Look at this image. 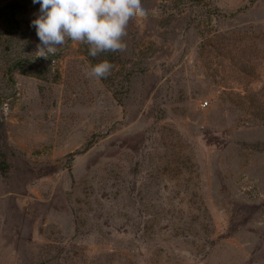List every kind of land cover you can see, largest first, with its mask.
<instances>
[{"label": "rangeland", "instance_id": "374dc122", "mask_svg": "<svg viewBox=\"0 0 264 264\" xmlns=\"http://www.w3.org/2000/svg\"><path fill=\"white\" fill-rule=\"evenodd\" d=\"M142 4L96 57L0 20V264H264V0Z\"/></svg>", "mask_w": 264, "mask_h": 264}, {"label": "clouds", "instance_id": "9594fccd", "mask_svg": "<svg viewBox=\"0 0 264 264\" xmlns=\"http://www.w3.org/2000/svg\"><path fill=\"white\" fill-rule=\"evenodd\" d=\"M40 4L41 15L32 21L40 44L38 57L55 55L66 40L89 46V55L124 51V37L130 22L140 24L149 12L142 0H33ZM116 66L108 60L86 66L84 75L100 80ZM3 117L9 116L7 102L0 106Z\"/></svg>", "mask_w": 264, "mask_h": 264}, {"label": "trees", "instance_id": "16d2710c", "mask_svg": "<svg viewBox=\"0 0 264 264\" xmlns=\"http://www.w3.org/2000/svg\"><path fill=\"white\" fill-rule=\"evenodd\" d=\"M199 1V0H191ZM27 8V0H6L0 5V20H3L7 25H14L17 21V14ZM13 29V27L11 28ZM7 27L6 32L12 34L13 31Z\"/></svg>", "mask_w": 264, "mask_h": 264}, {"label": "built area", "instance_id": "2783aa9c", "mask_svg": "<svg viewBox=\"0 0 264 264\" xmlns=\"http://www.w3.org/2000/svg\"><path fill=\"white\" fill-rule=\"evenodd\" d=\"M205 105H206V103H205Z\"/></svg>", "mask_w": 264, "mask_h": 264}]
</instances>
